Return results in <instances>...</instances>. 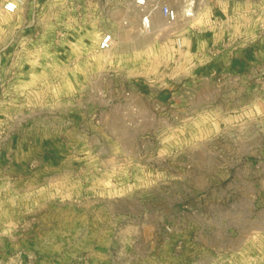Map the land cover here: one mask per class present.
Wrapping results in <instances>:
<instances>
[{"label": "rangeland", "instance_id": "obj_1", "mask_svg": "<svg viewBox=\"0 0 264 264\" xmlns=\"http://www.w3.org/2000/svg\"><path fill=\"white\" fill-rule=\"evenodd\" d=\"M125 14L88 26L90 58L72 75L33 77L11 101L49 135L75 137L78 154L0 177V264H226L233 246V263L249 264L264 253V232L251 234L264 221V64L202 71L217 57L196 60L161 19L148 32ZM18 22L0 13V53ZM101 24L116 42L107 52H96ZM69 32L46 30V52Z\"/></svg>", "mask_w": 264, "mask_h": 264}, {"label": "crops", "instance_id": "obj_2", "mask_svg": "<svg viewBox=\"0 0 264 264\" xmlns=\"http://www.w3.org/2000/svg\"><path fill=\"white\" fill-rule=\"evenodd\" d=\"M4 1L0 0V13L15 17L19 22L15 26L12 23L5 24L4 27L7 32L9 31V36L5 52L0 53V87L7 83L5 91L10 93V104H12L8 107L7 102L0 101V125L2 122L5 123L9 135L0 147V177H7L13 172L23 174L24 172H35L38 168H56L72 164L78 154L74 143L75 137H71L70 134L49 135L48 133L53 130L47 129L45 122L29 123L28 118L23 114H18L17 107L11 101L27 93L28 86L32 89L33 80L31 78L33 77L55 78L54 85L56 86L60 84L59 78L72 75L73 71H76V62L87 61L90 58L88 52L81 51L87 48L88 26H92L97 18L101 21L105 19L107 22L109 12L115 10L126 15L125 13L129 11L126 8L129 0H38L34 5L28 3L16 13L4 12L2 10ZM261 5H264V0H207L204 8L209 7L210 13L215 17L231 15L244 20L245 12ZM133 16V26L138 27L139 15L135 13ZM120 21L123 25L127 24L123 16ZM204 21L206 22L207 19ZM54 24L60 28L61 26L68 27L71 39L62 38L60 40L61 50L51 53L46 52L41 38L46 35V30L53 28ZM104 28L101 24V35L104 33ZM176 28L183 34L184 48L193 53L196 60H201L198 57V51L210 46L222 47L216 40L214 42L212 40L219 39L222 30L216 33L209 27L201 32L190 28L187 22ZM233 29L238 30L237 25H233ZM14 31H20L21 35H15ZM263 46L264 38L237 48L230 58L221 53L214 63L206 66L202 71L216 72L228 68L233 72H243L254 64H264ZM50 61L53 62L52 68H50ZM65 66H69L66 73L63 69ZM38 67L41 68V75L36 72ZM43 85L39 81L36 88ZM262 225L259 229L251 231V234L255 233L260 236L264 232ZM232 248V253L236 254L242 247L233 246ZM252 253L253 256L249 258L253 260V264H264L263 252Z\"/></svg>", "mask_w": 264, "mask_h": 264}, {"label": "built area", "instance_id": "obj_3", "mask_svg": "<svg viewBox=\"0 0 264 264\" xmlns=\"http://www.w3.org/2000/svg\"><path fill=\"white\" fill-rule=\"evenodd\" d=\"M38 0H5L2 3V10L6 13H16L24 8L28 3L36 4ZM207 0H129L126 8L139 15V26L150 32L154 28L155 21L161 19L165 26L170 29L173 36V46L176 50H182L184 46L183 34L175 27L181 20L190 23L200 18L207 19L204 25L189 27L198 31H205L209 27L216 33L220 30L221 36L216 40L221 44V48L207 47L198 51V57L203 61L210 57H218L227 50L235 47H241L247 43L255 42L264 34V5L251 8L243 14L244 20H239L236 16H212L208 13L203 16V8ZM254 19L253 29L248 30L249 21ZM233 25H237L238 30L233 29ZM114 38L103 33L97 43L96 52L107 51L115 45ZM0 82H1V60H0ZM8 131L5 123L0 125V147L8 138ZM3 177V176H1ZM264 229V224H263ZM233 253L227 259L226 264H235L232 261ZM253 261L252 259L250 260Z\"/></svg>", "mask_w": 264, "mask_h": 264}, {"label": "bare ground", "instance_id": "obj_4", "mask_svg": "<svg viewBox=\"0 0 264 264\" xmlns=\"http://www.w3.org/2000/svg\"><path fill=\"white\" fill-rule=\"evenodd\" d=\"M181 21H182V20H181ZM163 23H164V22H163ZM164 25H165V24H164ZM164 28H166V26H165ZM167 28H168V27H167ZM112 48H113V47H112ZM112 48H111V49H112ZM111 49H109V50H111ZM109 50H108V51H109Z\"/></svg>", "mask_w": 264, "mask_h": 264}]
</instances>
